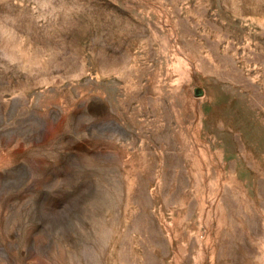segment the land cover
I'll list each match as a JSON object with an SVG mask.
<instances>
[{"label":"rangeland","instance_id":"rangeland-1","mask_svg":"<svg viewBox=\"0 0 264 264\" xmlns=\"http://www.w3.org/2000/svg\"><path fill=\"white\" fill-rule=\"evenodd\" d=\"M0 264H264V0H0Z\"/></svg>","mask_w":264,"mask_h":264}]
</instances>
